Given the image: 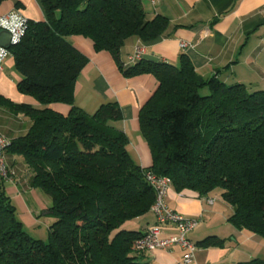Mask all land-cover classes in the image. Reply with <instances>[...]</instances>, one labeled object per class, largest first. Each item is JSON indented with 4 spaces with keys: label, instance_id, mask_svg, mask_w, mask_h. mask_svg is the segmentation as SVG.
<instances>
[{
    "label": "trees",
    "instance_id": "obj_1",
    "mask_svg": "<svg viewBox=\"0 0 264 264\" xmlns=\"http://www.w3.org/2000/svg\"><path fill=\"white\" fill-rule=\"evenodd\" d=\"M40 2L44 20H28L22 40L10 47L21 77L18 90L38 105L1 96L0 105L31 121L5 151L21 156L29 185L51 201L41 216L53 221L46 240L32 237L0 179V264H144L135 242L155 199L147 171L170 177L177 190L207 195L219 189L233 209L228 221L264 238V89L205 80L185 53L177 65L149 60L128 65L125 75L150 73L157 80L138 114L152 157L141 168L118 126L122 114L116 102H103L92 113L74 103V84L87 59L70 37L90 38L96 51L109 52L122 68L125 40L155 39L167 19H148L140 0ZM54 103L70 108L62 113Z\"/></svg>",
    "mask_w": 264,
    "mask_h": 264
},
{
    "label": "crops",
    "instance_id": "obj_2",
    "mask_svg": "<svg viewBox=\"0 0 264 264\" xmlns=\"http://www.w3.org/2000/svg\"><path fill=\"white\" fill-rule=\"evenodd\" d=\"M140 2L148 19L161 15L168 24L160 36L150 41L128 37L119 53L122 64L137 48L141 56L135 63L149 60L177 65L179 55L185 53L205 80L215 77L228 85L243 83L253 89H264V0H158L156 5L149 0ZM10 11H19L28 20H44L40 0H0V16ZM70 39L73 47L87 59L74 84V103L92 113L103 102H116L122 114L118 126L128 137L130 156L141 168L149 167L151 151L142 136L138 114L156 89V78L150 73L127 76L123 71L128 66L121 68L109 52L96 51L90 38L72 35ZM181 42H186L187 46L182 48ZM20 78L13 56H7L0 69V96L14 104L38 105L32 96L18 90ZM52 107L62 113L70 108L63 103H54ZM30 123L27 116L0 105V137L9 143L23 136ZM4 158L14 171L13 180L4 181L6 193L16 205L27 230L34 229L51 201L42 191L29 185V171L21 156L5 151ZM206 197L214 201L207 203ZM165 201L184 217L198 220L196 228L188 233V238L198 245L190 264H236L242 260L240 254L236 255L238 240L252 238L255 234L236 229L228 221L233 209L222 199L219 190L200 195L171 185ZM153 223L151 213L143 227L146 229ZM176 234L175 228L168 225L159 237ZM207 237L214 239L200 245ZM217 239L221 242L210 244ZM182 255V250L172 247L144 252L139 260L144 264H183Z\"/></svg>",
    "mask_w": 264,
    "mask_h": 264
},
{
    "label": "built area",
    "instance_id": "obj_3",
    "mask_svg": "<svg viewBox=\"0 0 264 264\" xmlns=\"http://www.w3.org/2000/svg\"><path fill=\"white\" fill-rule=\"evenodd\" d=\"M149 1L152 5H156L158 2V0ZM262 10H264V6H262ZM27 22L28 19L19 11H10L0 16V31L6 30L10 33V46L0 45V69L4 59L7 56H12L10 47L22 40ZM180 46L184 48L187 43L181 42ZM140 56L141 50L137 48L133 54L126 57L123 65L128 66L134 63L140 59ZM8 145V140L0 137V179L3 181L13 180L14 178V171L8 167L4 158V152ZM145 179L155 193V199L150 207V211L154 216V223L147 226L144 234L136 240V250L138 252H152L157 249L177 247L183 251L182 263L190 264L194 259V253L198 249V245L188 238V233L196 228L198 220L184 217L166 203L165 195L171 187L170 177L147 171ZM205 200L207 203L214 201L213 198L209 197H206ZM168 225L174 227L177 234L168 238L159 237L161 231Z\"/></svg>",
    "mask_w": 264,
    "mask_h": 264
},
{
    "label": "rangeland",
    "instance_id": "obj_4",
    "mask_svg": "<svg viewBox=\"0 0 264 264\" xmlns=\"http://www.w3.org/2000/svg\"><path fill=\"white\" fill-rule=\"evenodd\" d=\"M201 94H207L206 90L201 91ZM219 190V189H215ZM53 221L50 216H41L40 224L35 226L34 229H29L28 233L36 239H47L48 225ZM49 223V224H48ZM231 239L233 237H230ZM239 248L236 255H241V261H247L253 258L264 259V238L256 235L252 238H240Z\"/></svg>",
    "mask_w": 264,
    "mask_h": 264
},
{
    "label": "water",
    "instance_id": "obj_5",
    "mask_svg": "<svg viewBox=\"0 0 264 264\" xmlns=\"http://www.w3.org/2000/svg\"><path fill=\"white\" fill-rule=\"evenodd\" d=\"M0 45L4 47L10 46V33L6 30L0 31Z\"/></svg>",
    "mask_w": 264,
    "mask_h": 264
}]
</instances>
